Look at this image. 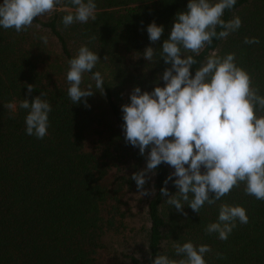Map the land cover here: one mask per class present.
<instances>
[{
    "label": "trees",
    "instance_id": "1",
    "mask_svg": "<svg viewBox=\"0 0 264 264\" xmlns=\"http://www.w3.org/2000/svg\"><path fill=\"white\" fill-rule=\"evenodd\" d=\"M188 2L95 0V21L65 27L62 17L74 13L75 6L62 0L52 18L34 19L27 31L0 27V264H104L108 233L135 221H142L137 234L146 255L138 259L122 254L128 264H151L158 254L179 260L177 241L209 245L212 251L204 256L206 264H264V200L247 195L243 182L216 204L206 202L199 214L184 205L185 216L160 193L171 174L168 164L161 163L146 183V189H154L151 195L141 196L131 179L146 167V156L125 142L121 106L130 103V95L121 94L137 86L151 92L164 85L162 74L170 65L160 58L161 47L176 13L185 11ZM236 16L242 26L224 39L214 37L194 58L200 62L213 52L235 53L237 65L264 96V0H236L222 19ZM153 21L164 26L156 43L147 33ZM41 36L48 37L47 44ZM245 37L259 43L245 44ZM82 45L99 56L93 72L99 71L104 80L101 94L92 73L84 74L81 87L91 83L95 91L87 98L90 107L83 98L73 104L67 95V62ZM149 46L155 48L151 62L142 55ZM123 50L138 61L129 65L120 53ZM102 62L107 63L111 78L104 76ZM198 67L199 63L190 69L193 76ZM28 84L34 87L31 94ZM41 92L52 110L47 135L38 139L26 134L28 110L19 104L23 99L31 102ZM175 179L166 185L170 195L178 191ZM221 203L243 206L249 217L247 224L237 221L227 240L205 232L209 223L217 221ZM130 231H135L132 226Z\"/></svg>",
    "mask_w": 264,
    "mask_h": 264
},
{
    "label": "clouds",
    "instance_id": "2",
    "mask_svg": "<svg viewBox=\"0 0 264 264\" xmlns=\"http://www.w3.org/2000/svg\"><path fill=\"white\" fill-rule=\"evenodd\" d=\"M61 2L3 0L0 27L15 29L17 33L27 31L34 19L52 12ZM70 2L75 11L62 17L65 27L76 22L87 23L90 19L95 21V0ZM235 4L236 0H189L185 11L176 13L170 35L161 47L160 58L170 65L162 74L164 86L157 85L151 92L134 87L130 103L121 106L125 142L138 147L140 155L146 156V167L131 176L140 195L153 194L154 189L150 192L145 185L156 174L158 166L166 163L174 171L164 181L165 187L160 193L168 197L167 204L185 216L184 205L199 214L206 202L216 204L241 182L247 195L264 200V115H257L264 112V96L259 94L258 87L252 86L249 73L237 65L235 53L219 56L213 52L200 62L194 58L212 44L214 37L224 39L242 26L239 16L228 21L222 19L224 11ZM218 27L223 30L217 32ZM163 32L164 26L155 21L147 26L152 43L158 42ZM40 39L48 43L47 36ZM244 43H259V40L245 37ZM142 55L151 62L155 48L146 47ZM99 61L97 53L86 45L80 46L68 60L67 95L73 104L81 103L83 98L85 106L90 107L87 98L95 91L91 83L81 87L85 73H92L95 88L104 93L101 73L93 72ZM198 63L193 76L190 69ZM27 90L31 94L33 85L28 84ZM45 96L41 92L31 102L23 99L19 104L28 110L26 134L38 139L47 135L52 110ZM173 177L178 191L170 195L166 185ZM237 221L249 222L246 209L221 203L217 221L209 223L205 232L227 240ZM174 249L181 257L179 260L158 254L151 264H206L204 256L212 251L207 244L194 245L191 241L183 244L177 241ZM217 257L222 258L221 254Z\"/></svg>",
    "mask_w": 264,
    "mask_h": 264
},
{
    "label": "rangeland",
    "instance_id": "3",
    "mask_svg": "<svg viewBox=\"0 0 264 264\" xmlns=\"http://www.w3.org/2000/svg\"><path fill=\"white\" fill-rule=\"evenodd\" d=\"M55 10L56 9L38 18H40L43 21L48 20L52 18ZM55 51L58 52V47L56 45H55ZM120 53L123 54L124 60L127 63H129V65L131 64L134 65V63L138 61L137 57L129 53H126L124 50L121 51ZM100 67L103 69L104 76H106L107 78H111L110 69L107 68V63L102 62L100 64ZM131 92L132 91L126 90L121 94V97L127 98V96L131 94ZM169 168L172 173L174 169L171 166H169ZM131 226L135 231H130ZM131 226L127 225L125 229L114 228L113 230L110 231V233H108L109 235L106 236L107 251L105 256L103 257L104 264H128L127 261L123 257H121L122 254L134 255L138 259H141L144 255H146L144 243L137 234V231L142 226V221H135V223L132 224Z\"/></svg>",
    "mask_w": 264,
    "mask_h": 264
}]
</instances>
